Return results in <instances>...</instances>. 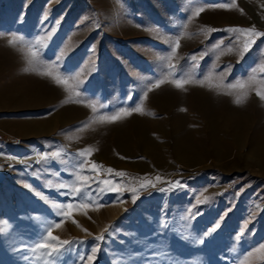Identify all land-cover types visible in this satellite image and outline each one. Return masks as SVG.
Segmentation results:
<instances>
[{
  "label": "rangeland",
  "instance_id": "374dc122",
  "mask_svg": "<svg viewBox=\"0 0 264 264\" xmlns=\"http://www.w3.org/2000/svg\"><path fill=\"white\" fill-rule=\"evenodd\" d=\"M0 8V264H264V36L227 31L264 33V0ZM13 36L49 38L29 64ZM57 223L73 243L34 252Z\"/></svg>",
  "mask_w": 264,
  "mask_h": 264
},
{
  "label": "snow or ice",
  "instance_id": "6c2138e0",
  "mask_svg": "<svg viewBox=\"0 0 264 264\" xmlns=\"http://www.w3.org/2000/svg\"><path fill=\"white\" fill-rule=\"evenodd\" d=\"M222 7L224 6H227V5H221ZM204 11L203 8H198L196 10V15H199L200 12ZM242 11V10H241ZM202 31H207V32H211V31H216L215 29H206V30H202ZM228 32L230 33H233L234 36L233 38L234 39H237L239 40L241 35H247L249 37H258V36H264V33H261V32H258L256 31V29L253 27V28H240V27H233V28H229L227 29ZM187 34V33H185ZM49 37L48 36H42L40 38H37V39H34L33 41H26L24 37L22 36H13L11 39H9L8 43L12 46H15L17 42H20V43H23L25 45V48H26V55H28V62L29 64H32L36 61V57H37V52L34 51L33 49H43L44 47H46V40L48 39ZM254 43V40L252 38H249L247 40H244L242 41V48H243V51L241 52V55L243 54L244 51H247L249 46ZM179 40H177L175 42V45H174V48L171 52V56H175L176 55V49L179 48ZM217 47H220V45H217ZM23 50V49H22ZM229 51H231V49H229ZM64 52H61L60 53V56L63 57L64 56ZM170 58V57H169ZM192 60L195 61L196 60V56L194 55L192 57ZM59 62V61H58ZM48 71H46L45 75H48V76H53V72H52V66H48ZM262 70H264V68H262ZM53 79L55 80V82L57 84H67L68 83V80L67 78H64L62 79L60 75H56V76H53ZM254 79V78H253ZM187 82V81H180L179 79L175 81L176 83V86L177 87H183V84ZM164 83V80L163 79H160L158 80L157 82L154 83V86L155 87H159L160 84ZM229 87H237V85H229ZM239 87L243 88L245 87V85L243 83H241L239 85ZM151 89H149L150 91ZM78 94V93H77ZM258 95L261 96L262 99H264V93H257ZM240 101L237 100V103H239ZM93 110H95V107L93 106ZM135 111L137 112H141L142 109L137 107L134 109ZM130 113H119V114H116V115H112L110 117H107L106 119L110 120V121H115V120H118L120 119V116L121 115H128ZM88 151H91L90 149ZM48 154H45V156L47 157ZM59 155V153H56V152H53L51 154L52 157H55ZM78 156H85V152H80L77 154ZM88 161L87 160H81L78 164V167L80 169H83L85 164H87ZM102 166L100 165H97L95 163H92L91 164V168L92 169H98ZM109 172H111L112 170L111 169H108ZM77 176H79V173L76 174ZM116 175L118 176H124L125 174L120 172V173H116ZM160 177H157V180H159ZM100 183L102 184H108L110 183L109 181H101ZM179 185V182H176V185L174 186H178ZM62 188L64 187H67L68 188V192L66 194L68 195H71V196H78L81 194V188H78V187H75V186H65V185H61ZM101 192L105 191L104 188H100L99 189ZM118 191V189H117ZM133 191H135V189H133ZM206 200L208 199L207 197L205 198ZM133 200H135V197H133ZM197 203H200V201H197ZM58 208L61 209L60 211V215L61 216H66L67 215V212L65 211V209H72L74 207V205L72 203H68L67 205H57ZM194 215V214H192ZM60 227V224L57 223V224H54L52 226H50L44 236L41 238V241L38 242L35 247L33 248V251L34 252H40L42 255L44 256H48V257H52L53 255H60L61 254V251H62V247L63 245H70L71 243H73V241H68V240H63L61 241L59 239V237L57 236H53L52 235V228H58ZM219 227V224H217L213 229H211V231H215L216 228ZM87 231V230H85ZM108 229L106 228L105 229V232H107ZM210 234V233H209ZM242 234V233H241ZM95 239L97 240H103L104 239V235L101 234L99 236H96ZM202 242V241H201ZM98 249L96 247H93V249L91 250V254L86 256V257H83L82 259H84L85 261H91L94 259V256H95V253Z\"/></svg>",
  "mask_w": 264,
  "mask_h": 264
},
{
  "label": "crops",
  "instance_id": "0c3cea01",
  "mask_svg": "<svg viewBox=\"0 0 264 264\" xmlns=\"http://www.w3.org/2000/svg\"><path fill=\"white\" fill-rule=\"evenodd\" d=\"M1 9V8H0ZM1 11V10H0ZM2 11H4V12H9V8H7V6L5 7V8H3V10Z\"/></svg>",
  "mask_w": 264,
  "mask_h": 264
}]
</instances>
